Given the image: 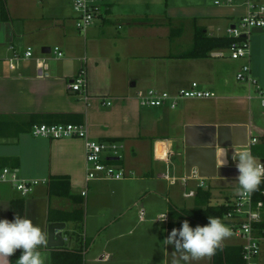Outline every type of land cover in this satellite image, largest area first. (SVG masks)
Returning <instances> with one entry per match:
<instances>
[{
    "label": "crops",
    "instance_id": "0c3cea01",
    "mask_svg": "<svg viewBox=\"0 0 264 264\" xmlns=\"http://www.w3.org/2000/svg\"><path fill=\"white\" fill-rule=\"evenodd\" d=\"M4 1L8 19H1L0 0V24L9 26H0V169L16 168L37 183L22 195L0 182V219L19 213L45 233L49 223L64 222V246L41 249L46 264H59L82 243V264H169L165 230L179 229L171 225L170 209H192L202 191L210 192V205L233 202L239 173L231 157L250 151L252 139L258 143L264 135L257 87L236 78L246 60L233 59L228 49L191 55L204 48L195 45L199 35H227L245 6L103 0V15L80 31L74 0ZM248 42L251 74L264 88V31H252ZM56 46L62 57L51 50ZM29 47L33 56L11 69L9 58ZM81 68L87 97L67 88ZM193 83L214 96L178 97L173 108V98L162 107L140 104L150 89L173 96ZM61 113L62 123L85 124L88 138L122 145L112 161L126 177L87 181L85 138L31 135L32 121L54 124ZM163 213L166 219L158 220ZM239 238L223 245H241ZM20 255L9 257L11 264Z\"/></svg>",
    "mask_w": 264,
    "mask_h": 264
},
{
    "label": "built area",
    "instance_id": "2783aa9c",
    "mask_svg": "<svg viewBox=\"0 0 264 264\" xmlns=\"http://www.w3.org/2000/svg\"><path fill=\"white\" fill-rule=\"evenodd\" d=\"M103 0H74L73 9L76 17V27L80 31H85L93 25L95 21L103 15ZM218 5L242 4L246 12L241 16L238 23L228 27L227 35L240 37L243 34L246 38L243 42L233 43L230 48V56L233 59H245L246 62L240 67L236 74L237 80L241 82L253 83L257 87L262 105L264 106V88L258 84L257 79L251 74L249 64L250 47L248 37L255 28L264 29V4L255 0H216ZM57 57H62L63 52L59 47L51 48ZM33 56L32 49L29 47L24 55L14 53L9 58V67L15 69L17 63L29 59ZM37 62L44 68L45 60L37 59ZM47 67V66H45ZM67 88L70 92L84 97L86 96V70L81 68L77 75L67 82ZM214 96V93L198 88L197 83H193L190 88L181 89L176 95H170L167 92H156L153 89L148 90L140 97V104L152 107H162L166 105V100L173 98L170 107L176 105V98H207ZM34 137L45 138H85V159L86 180L93 179H115L120 180L126 177L122 168L113 164L108 157L120 155L122 145L115 141H97L88 138V132L85 124L78 123H54V124H34L30 130ZM257 142L253 138L250 146ZM0 182L11 183L22 195L28 194L37 181L23 179L16 168L4 167L0 169ZM86 194V191H83ZM193 195L192 192L186 193ZM230 209L225 214L226 225L242 239V255L245 264H261L260 262V242L263 239L256 232L255 224L263 219V202H255L252 194L250 196H241L237 194L233 202L230 203Z\"/></svg>",
    "mask_w": 264,
    "mask_h": 264
},
{
    "label": "clouds",
    "instance_id": "9594fccd",
    "mask_svg": "<svg viewBox=\"0 0 264 264\" xmlns=\"http://www.w3.org/2000/svg\"><path fill=\"white\" fill-rule=\"evenodd\" d=\"M231 159L239 173L236 178L237 193L250 196L264 183V162L258 161L246 149L234 153ZM165 219L166 213H163L158 220ZM231 236V229L220 218L209 216L206 225L194 228L187 220L183 221L179 229H172L163 243L174 246V251L180 253L183 260L199 261L211 258ZM47 245L46 233L26 216L17 213L11 221L0 219V264H11L9 257L17 250H21V255L16 264H46L48 257L41 249Z\"/></svg>",
    "mask_w": 264,
    "mask_h": 264
},
{
    "label": "trees",
    "instance_id": "16d2710c",
    "mask_svg": "<svg viewBox=\"0 0 264 264\" xmlns=\"http://www.w3.org/2000/svg\"><path fill=\"white\" fill-rule=\"evenodd\" d=\"M1 19H8V10L4 0H1ZM246 38L243 36L233 37L228 35L205 37V35H199L196 38L195 45L199 47L204 46L202 50L196 49L192 56H206L210 50L214 49H228L230 50L233 43L243 42ZM57 119L52 120L53 123H62L65 120L66 114H56ZM32 121V126L35 124ZM250 152L256 158H264V135L261 137L258 143L251 147ZM201 192V191H200ZM202 199H200L192 209L186 208H174L170 209V216L173 219L171 223L172 227L180 228L183 221L187 220L191 227L197 225H206L208 223V217H218L225 224V214L230 209V203L228 205H210L209 191H202ZM255 202H263V219L255 224L256 232L259 236L264 238V183H261L259 189L252 193ZM82 221V219H80ZM79 222V221H77ZM76 222V223H77ZM85 246V243H84ZM83 243L78 252L69 251L65 253V257L60 259L59 264H82L83 263ZM64 255V251L62 252ZM67 261L68 263H65ZM211 264H245L242 255L241 245H223L222 249H218L216 253L211 257Z\"/></svg>",
    "mask_w": 264,
    "mask_h": 264
},
{
    "label": "rangeland",
    "instance_id": "374dc122",
    "mask_svg": "<svg viewBox=\"0 0 264 264\" xmlns=\"http://www.w3.org/2000/svg\"><path fill=\"white\" fill-rule=\"evenodd\" d=\"M207 1L209 3H211L212 5L214 4V0H207ZM52 49H54V47H52ZM34 51L38 54L41 53L40 49L38 50V48H36V47H34ZM258 161L264 162V158H260V159H258ZM186 202H189V201L186 200ZM161 230H163V228H161ZM170 233H171L170 231L165 230L166 238L168 237V235ZM238 237H239L238 235H236L234 232H232V236L230 238L226 239L225 241H237ZM168 253L170 256L169 264H206V261L208 260V258H205V259H202L199 261H194L191 259L188 261H185L181 258L180 253H177L174 251V246H172V245L169 246V252ZM160 259H162V257ZM260 262H261V264H264V239L261 240V242H260ZM158 264H160V262Z\"/></svg>",
    "mask_w": 264,
    "mask_h": 264
},
{
    "label": "water",
    "instance_id": "95a60500",
    "mask_svg": "<svg viewBox=\"0 0 264 264\" xmlns=\"http://www.w3.org/2000/svg\"><path fill=\"white\" fill-rule=\"evenodd\" d=\"M6 24L8 25V23H1L0 26ZM9 26V25H8ZM253 31H264V29L262 28H255ZM243 37L245 36L244 34L242 35ZM48 52L50 51V49L47 48H43L42 52ZM119 157H108L109 160H116ZM66 224L64 222H51L47 225L46 227V235L48 238V245L47 247L52 248V247H62L64 246L65 240H66V236L63 235V231L65 230Z\"/></svg>",
    "mask_w": 264,
    "mask_h": 264
}]
</instances>
